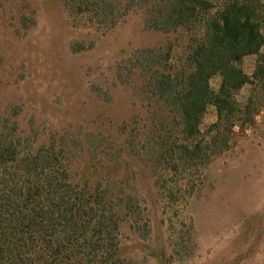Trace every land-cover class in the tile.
Listing matches in <instances>:
<instances>
[{"label": "rangeland", "instance_id": "374dc122", "mask_svg": "<svg viewBox=\"0 0 264 264\" xmlns=\"http://www.w3.org/2000/svg\"><path fill=\"white\" fill-rule=\"evenodd\" d=\"M140 4L107 28L69 14L64 0H0V132L56 149L76 183L112 184L117 264H264V112L204 169L171 179L149 165L142 120L154 100L121 85L117 65L146 48L178 51L186 37L145 29ZM215 121L211 105L204 125Z\"/></svg>", "mask_w": 264, "mask_h": 264}, {"label": "trees", "instance_id": "16d2710c", "mask_svg": "<svg viewBox=\"0 0 264 264\" xmlns=\"http://www.w3.org/2000/svg\"><path fill=\"white\" fill-rule=\"evenodd\" d=\"M139 2L145 29L181 32L186 42L178 51L139 50L118 63L116 76L154 100L149 121L142 120L150 128L145 161L181 178L232 149L236 128L248 130L264 112V0H64V7L109 28ZM249 57L251 74L244 70ZM213 79L220 80L218 91ZM211 105L216 121L205 126ZM125 135V147L134 149ZM22 140L30 135L0 132V264H117L119 198L112 184L107 192L102 182L100 191L93 189L99 183H76L56 149L23 148Z\"/></svg>", "mask_w": 264, "mask_h": 264}]
</instances>
